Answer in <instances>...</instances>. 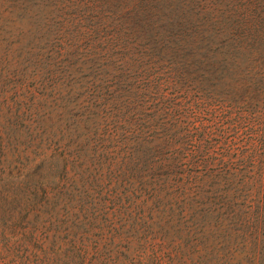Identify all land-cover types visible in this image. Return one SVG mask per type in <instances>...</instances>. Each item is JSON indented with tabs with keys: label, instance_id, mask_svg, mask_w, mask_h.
<instances>
[{
	"label": "rangeland",
	"instance_id": "obj_1",
	"mask_svg": "<svg viewBox=\"0 0 264 264\" xmlns=\"http://www.w3.org/2000/svg\"><path fill=\"white\" fill-rule=\"evenodd\" d=\"M208 147L256 159L181 187L145 168ZM78 246L264 264V0H0V264Z\"/></svg>",
	"mask_w": 264,
	"mask_h": 264
},
{
	"label": "trees",
	"instance_id": "obj_2",
	"mask_svg": "<svg viewBox=\"0 0 264 264\" xmlns=\"http://www.w3.org/2000/svg\"><path fill=\"white\" fill-rule=\"evenodd\" d=\"M195 122L197 121L194 120L191 124H189V127H186L185 131L191 133L197 131L200 133V131H204L205 127H202V122L198 121V124ZM209 147L203 152H197L195 154L194 160L191 162L186 159L185 162H181V165H193L192 168L187 170L183 168H177L179 159H175L170 156H154L146 160L145 168L157 174H165L163 181L166 180L168 176L175 177L176 179L174 180V184H176L177 187H181L184 184L181 181L182 179L185 180V183H190V180H195L197 175H201L203 173L205 175L217 174L219 171L230 169L232 164L240 165L241 163L245 162L253 164L256 159L253 156H228L222 152L210 151ZM231 169L236 170L237 168L233 166ZM256 255L257 252L252 250V256ZM71 258L75 259L74 264H92V262L89 261L86 256V249L84 246L73 248ZM154 260V264H159L157 263L156 258Z\"/></svg>",
	"mask_w": 264,
	"mask_h": 264
}]
</instances>
